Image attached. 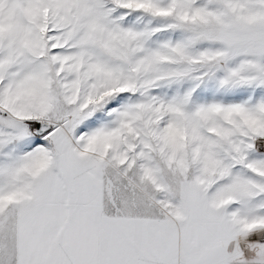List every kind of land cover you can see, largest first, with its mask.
<instances>
[{
	"label": "snow or ice",
	"instance_id": "1",
	"mask_svg": "<svg viewBox=\"0 0 264 264\" xmlns=\"http://www.w3.org/2000/svg\"><path fill=\"white\" fill-rule=\"evenodd\" d=\"M0 264H264V0H0Z\"/></svg>",
	"mask_w": 264,
	"mask_h": 264
}]
</instances>
